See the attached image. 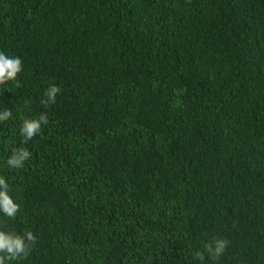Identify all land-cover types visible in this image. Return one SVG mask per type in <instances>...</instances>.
Here are the masks:
<instances>
[{"label":"trees","instance_id":"16d2710c","mask_svg":"<svg viewBox=\"0 0 264 264\" xmlns=\"http://www.w3.org/2000/svg\"><path fill=\"white\" fill-rule=\"evenodd\" d=\"M0 52V229L37 238L12 264H200L214 237L203 264H264V0H0Z\"/></svg>","mask_w":264,"mask_h":264},{"label":"clouds","instance_id":"9594fccd","mask_svg":"<svg viewBox=\"0 0 264 264\" xmlns=\"http://www.w3.org/2000/svg\"><path fill=\"white\" fill-rule=\"evenodd\" d=\"M22 67L23 62L19 56H8L0 52V86L14 81L22 71ZM59 92V86H49L44 92L45 99H42L40 103L44 106L55 104ZM30 104L31 100L26 101L25 108H28ZM11 117L12 111L9 108L0 110V122L7 121ZM48 122L46 113H41L38 117L21 116L19 134L22 137V144H27L40 134L42 126L47 125ZM31 155L26 147H14L6 158L5 164L10 169H23ZM9 193L10 188L6 179L0 176V214L15 219L20 212V206ZM36 243L37 238L31 229H25L22 235L14 231L0 229V264H12L14 261L26 259ZM228 244L229 241L226 238L214 237L205 243L203 251L194 253V259L203 264L205 253H207L209 259L217 260L225 254Z\"/></svg>","mask_w":264,"mask_h":264}]
</instances>
